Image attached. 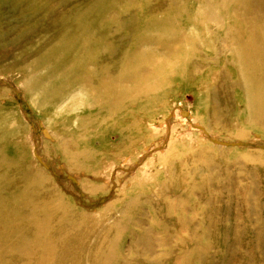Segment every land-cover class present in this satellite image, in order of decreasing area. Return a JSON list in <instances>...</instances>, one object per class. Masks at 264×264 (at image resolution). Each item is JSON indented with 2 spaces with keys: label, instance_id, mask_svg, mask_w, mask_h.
<instances>
[{
  "label": "rangeland",
  "instance_id": "374dc122",
  "mask_svg": "<svg viewBox=\"0 0 264 264\" xmlns=\"http://www.w3.org/2000/svg\"><path fill=\"white\" fill-rule=\"evenodd\" d=\"M0 264H264V0H0Z\"/></svg>",
  "mask_w": 264,
  "mask_h": 264
}]
</instances>
